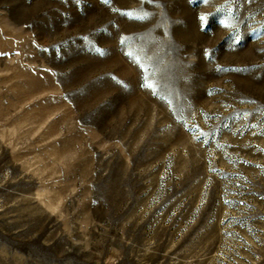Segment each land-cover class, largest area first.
Returning a JSON list of instances; mask_svg holds the SVG:
<instances>
[{"label":"rangeland","instance_id":"374dc122","mask_svg":"<svg viewBox=\"0 0 264 264\" xmlns=\"http://www.w3.org/2000/svg\"><path fill=\"white\" fill-rule=\"evenodd\" d=\"M0 264H264V0H0Z\"/></svg>","mask_w":264,"mask_h":264},{"label":"snow or ice","instance_id":"6c2138e0","mask_svg":"<svg viewBox=\"0 0 264 264\" xmlns=\"http://www.w3.org/2000/svg\"><path fill=\"white\" fill-rule=\"evenodd\" d=\"M128 15H131V13H129ZM201 21H204L205 20V17L201 16Z\"/></svg>","mask_w":264,"mask_h":264}]
</instances>
